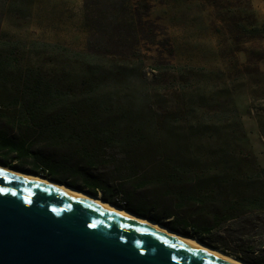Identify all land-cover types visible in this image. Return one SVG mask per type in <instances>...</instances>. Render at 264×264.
Segmentation results:
<instances>
[{
  "label": "rangeland",
  "instance_id": "374dc122",
  "mask_svg": "<svg viewBox=\"0 0 264 264\" xmlns=\"http://www.w3.org/2000/svg\"><path fill=\"white\" fill-rule=\"evenodd\" d=\"M100 1L99 11L115 13V0ZM129 4L147 15L144 21L149 25L143 27L139 43L149 79L153 64L166 65L160 54L174 70L150 86L152 125H144L149 128L147 138L132 148L102 149L100 159L112 167L91 173L148 181L135 191L124 186L133 206H141L162 224L174 222L181 229L187 225L183 230L189 234L241 249L235 237L255 233L264 216L240 215L210 234L203 229L212 225V216L226 201L264 193V0H129ZM0 11L3 36L25 44L18 54L21 68L36 67L56 87L80 83L79 74L67 75L73 66L65 57L30 50L26 44L38 40L85 51L83 0H0ZM153 34L158 37L155 44ZM19 90L15 75L0 84V130L27 140L34 153L51 160L72 155L73 145L54 146L55 140L44 130L23 121L16 102ZM11 162L18 165L15 170L26 173L36 166L32 159ZM229 230L233 233L227 235Z\"/></svg>",
  "mask_w": 264,
  "mask_h": 264
},
{
  "label": "trees",
  "instance_id": "16d2710c",
  "mask_svg": "<svg viewBox=\"0 0 264 264\" xmlns=\"http://www.w3.org/2000/svg\"><path fill=\"white\" fill-rule=\"evenodd\" d=\"M100 2L83 0L88 28L85 51H74L38 40L26 44L30 50L65 57L72 64L67 75L74 77L79 74L81 80L79 84L66 89L46 81L36 67L21 68L18 54L25 44L3 36V13L0 11V84L8 83L10 76L15 75L20 88L16 102L23 111V121L41 133L44 130L46 136L55 140L54 146H74L72 155L54 161L34 153L27 140L10 137L0 130V165L18 169V165L12 164V159L17 162L32 159L36 166L31 173L92 196L100 193V199L107 203L182 235L194 237L246 263L264 264V224L254 228L253 234L248 231L245 239L243 235L235 237V243L241 249H229L226 243H213L201 235L185 232L183 229L187 225H181V229L174 222L162 224L158 217L150 216L141 206H133L131 193L124 186L129 184L135 191L144 189L148 181L115 174V177L106 179L105 175L91 173L99 171L101 167H112L107 159H100L102 149L132 148L147 138L149 128L144 125H152L150 86L153 81L166 79L174 70L160 54L158 58L166 65L153 64L149 68V79L139 43L142 29L148 24L144 21L147 15H140L131 7L129 0H115V13H103L96 8ZM163 37L166 46L170 47L167 34L163 33ZM157 38L153 34L151 43L155 44ZM59 139L64 142L61 143ZM226 202L222 211L212 216V225L203 229L204 234L225 228V223L234 222L240 215L264 216V193ZM230 232L233 233L230 230L225 233L230 235Z\"/></svg>",
  "mask_w": 264,
  "mask_h": 264
},
{
  "label": "water",
  "instance_id": "95a60500",
  "mask_svg": "<svg viewBox=\"0 0 264 264\" xmlns=\"http://www.w3.org/2000/svg\"><path fill=\"white\" fill-rule=\"evenodd\" d=\"M0 264L228 263L0 165Z\"/></svg>",
  "mask_w": 264,
  "mask_h": 264
},
{
  "label": "bare ground",
  "instance_id": "6f19581e",
  "mask_svg": "<svg viewBox=\"0 0 264 264\" xmlns=\"http://www.w3.org/2000/svg\"><path fill=\"white\" fill-rule=\"evenodd\" d=\"M5 168L11 174H14V175L19 176V177H23V178L28 179V180L39 182V183H42L44 185H50V186L56 187L60 191H63L65 193L70 194V195L77 197L79 199L87 200V201L95 204L96 206L103 208L106 211H109L110 213H112L116 216H119V217L127 219V220L134 221L136 223L143 225L144 227H147L150 229H155V230L167 233V234L171 235L174 239H176L179 243L186 245V246H189V247H192V248H196L198 250H202V251L210 254L214 258L220 260V261L226 262L228 264H249V263H246V262H244V261H242V260H240V259H238L232 255H229V254L221 251L220 249L210 247V246L200 242L198 239H196L194 237H189V236L182 235L178 232L170 231L169 228H167L161 224H158L152 220L143 218L139 215L137 216L136 214L129 212V211H127L121 207L107 203V202L101 200L99 196H92L86 192L65 186L64 184L63 185L57 184L55 182L50 181L49 179H46V178L38 176V175L27 174L26 172L25 173L19 172L16 170L9 169L7 167H5Z\"/></svg>",
  "mask_w": 264,
  "mask_h": 264
}]
</instances>
